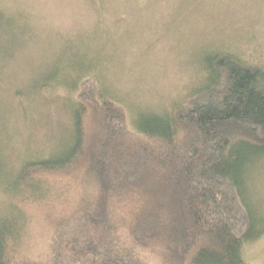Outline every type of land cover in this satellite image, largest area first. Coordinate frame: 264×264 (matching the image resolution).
Segmentation results:
<instances>
[{
    "label": "trees",
    "instance_id": "1",
    "mask_svg": "<svg viewBox=\"0 0 264 264\" xmlns=\"http://www.w3.org/2000/svg\"><path fill=\"white\" fill-rule=\"evenodd\" d=\"M204 68L171 112H140L134 126L95 78L75 79L69 143L5 174L42 214L45 257L26 253L31 218L5 207L0 264H145V247L166 263L249 264L241 248L264 232L248 187L264 163V62L213 51ZM52 177L71 191L49 194Z\"/></svg>",
    "mask_w": 264,
    "mask_h": 264
},
{
    "label": "rangeland",
    "instance_id": "2",
    "mask_svg": "<svg viewBox=\"0 0 264 264\" xmlns=\"http://www.w3.org/2000/svg\"><path fill=\"white\" fill-rule=\"evenodd\" d=\"M213 51L264 62V0H0V209L15 206L31 218L28 255L45 257L48 229L35 204L19 203L27 187L16 188L5 174L69 143L74 80L95 78L134 126L140 112L169 113L186 98ZM49 181V194L71 191L65 179ZM248 181L264 218V163L250 169ZM139 254L145 264H175L156 247ZM240 254L264 264V232Z\"/></svg>",
    "mask_w": 264,
    "mask_h": 264
}]
</instances>
